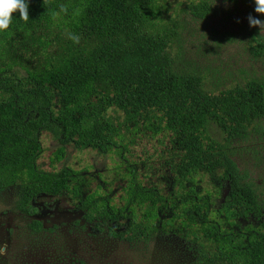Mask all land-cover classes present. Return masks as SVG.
Returning <instances> with one entry per match:
<instances>
[{
	"label": "trees",
	"instance_id": "1",
	"mask_svg": "<svg viewBox=\"0 0 264 264\" xmlns=\"http://www.w3.org/2000/svg\"><path fill=\"white\" fill-rule=\"evenodd\" d=\"M157 2L28 0L27 22L13 14L1 34L39 37L62 19L80 41L70 40L23 77L0 71V191L15 186L16 207L24 214L34 212L42 194L65 192L92 233L128 244L147 243L172 227L184 233L204 264H264V196L240 172L228 147L264 135V79L251 77L214 92L202 74L178 68L169 52L171 34L155 26ZM196 10L203 18L208 4ZM250 52L263 55L264 44ZM110 110L169 133L179 155L169 196L131 178L122 204H115L96 191L84 193L70 167L38 165L43 131L58 139L55 159L68 144L99 153L119 146L122 123ZM204 176L227 185L218 208L212 209V192L199 183ZM162 209L171 214L165 220ZM236 221V230L226 227ZM29 228L39 231L41 222L32 220Z\"/></svg>",
	"mask_w": 264,
	"mask_h": 264
},
{
	"label": "rangeland",
	"instance_id": "2",
	"mask_svg": "<svg viewBox=\"0 0 264 264\" xmlns=\"http://www.w3.org/2000/svg\"><path fill=\"white\" fill-rule=\"evenodd\" d=\"M205 2L209 10L200 18L196 9ZM157 3L155 26L171 34L169 52L178 68L202 74L207 88L214 92L251 77L264 79V54L255 57L250 52L252 46L264 44V28L250 27L247 19L252 15L264 20V14L255 12L254 0ZM69 33L71 27L62 19L39 37L0 33L1 74L25 76L27 69L43 65L69 44ZM109 114L122 123L119 146L99 153L68 144L60 159H55L58 139L43 131L38 165L46 170L70 167L77 172L84 193L96 191L115 204H122L124 187L131 178L169 196L176 187L179 160L169 133L148 121H126L117 110ZM228 147L240 172L264 196V135L233 140ZM199 183L212 192V209L218 208L227 185L207 176ZM17 200L15 186L0 191V245H6L0 264H204L176 228H164L147 243L128 244L105 233H92L82 219V210L65 192L39 196L32 214L20 212ZM170 215L165 209L160 211L164 220ZM32 220L41 222L39 231L29 228ZM239 222L226 227L236 230Z\"/></svg>",
	"mask_w": 264,
	"mask_h": 264
},
{
	"label": "clouds",
	"instance_id": "3",
	"mask_svg": "<svg viewBox=\"0 0 264 264\" xmlns=\"http://www.w3.org/2000/svg\"><path fill=\"white\" fill-rule=\"evenodd\" d=\"M255 12L264 14V0H254ZM29 4L28 0H0V31H6L11 23L12 16L14 13L18 12L20 18L27 22L29 20ZM60 12L67 13V6L60 5ZM59 13H53L54 18L58 16ZM249 26H258L259 28H264V20L258 19L249 15L247 17ZM69 39L74 43H79L80 36L77 34L69 33ZM6 254V245H0V255Z\"/></svg>",
	"mask_w": 264,
	"mask_h": 264
}]
</instances>
